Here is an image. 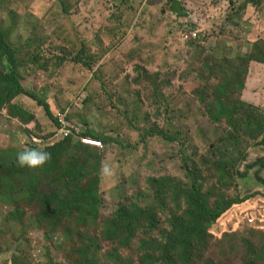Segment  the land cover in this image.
I'll return each instance as SVG.
<instances>
[{
	"label": "rangeland",
	"instance_id": "374dc122",
	"mask_svg": "<svg viewBox=\"0 0 264 264\" xmlns=\"http://www.w3.org/2000/svg\"><path fill=\"white\" fill-rule=\"evenodd\" d=\"M243 1L0 0V31L14 52L16 78L52 115L25 95L0 108V264H85L83 250L92 264H115L106 257L111 253L140 264L143 227L123 248L102 236L103 224L119 205H152L151 179L185 186L182 155L201 165L208 188L215 185L202 162L229 131L245 158L236 168L243 177L235 175L228 195L253 197L209 228L208 249L194 264H264V168L260 182L255 165L264 159V133L247 131L250 111H239L244 105L264 112V24L260 0ZM247 3L251 14L243 18ZM205 11L209 18L200 19ZM1 60L0 72L9 71ZM248 82L251 103L244 99ZM11 105L25 114H12ZM232 111L233 121L241 120L236 127ZM59 117L101 143L80 152L88 177H98L95 226L77 222L76 211L42 216L40 195L64 182L16 162L33 139L43 150L58 143ZM166 202L170 211L184 209L177 191ZM156 214L160 226L151 238L161 241L167 212ZM150 255L160 259L154 264H167L162 249ZM170 264H179L176 257Z\"/></svg>",
	"mask_w": 264,
	"mask_h": 264
},
{
	"label": "trees",
	"instance_id": "16d2710c",
	"mask_svg": "<svg viewBox=\"0 0 264 264\" xmlns=\"http://www.w3.org/2000/svg\"><path fill=\"white\" fill-rule=\"evenodd\" d=\"M13 57L14 52L5 42V34L0 31V67L3 66L2 58H5L10 67L9 71L0 72V108L10 103L16 96L25 95L41 105L46 115L51 118L52 115L48 105L39 100L33 92L25 90L20 85L16 78ZM11 109H13L12 114L23 113L19 107L11 105ZM241 109L250 111L245 129L250 131L255 127L259 137L264 133V118L259 120L258 116L260 114L264 115V112L261 113L257 109H251V107L244 105L239 107V111ZM232 114L233 111L229 112L230 117ZM28 117L33 119L32 115ZM233 118L234 115L232 116L231 125L236 127L241 120L236 118L233 121ZM81 135L88 136L83 131ZM159 135L163 134L159 133ZM70 140L56 141L58 143H53L44 150L34 146L31 148L50 153V159L40 166L42 175L48 179L55 176L59 182H64L57 192L40 195L41 214L45 217L56 218L59 215L66 216L70 215L71 211H76L77 217H75V220L77 222L83 225L95 226L98 217L95 210L99 204L98 177L94 176L93 179L88 177L91 174L87 173L85 168L88 160L80 156L81 148L88 145L78 142L73 146L67 143ZM262 140L260 145L264 147V134ZM89 147L98 149V147ZM240 148V138L237 137L235 131L225 133L213 146L209 159L205 158L202 162L204 166L209 165L208 171L215 177V185L210 188L207 187V179L203 177L201 165L195 160L188 163L182 155V168L187 184L185 186H172L169 179H151L150 182H152L153 188L152 205H148L146 208L130 203L119 205L110 219L103 224L102 236L108 241L118 242L124 248L132 239L135 229L143 227V238L140 239V242L142 244L141 251L146 252V254L140 259V264H154V262L160 260L150 255L153 249H162L161 260L167 264L173 263L175 257L179 264H194L208 249L211 238L208 234L209 228L234 205L243 203L253 197L248 195L240 198L228 195L230 187L237 186L235 175L238 178L243 177L242 173L236 170L238 164L243 162L245 158L243 152H240ZM94 163H97V160H94ZM255 165L259 167L256 176L258 181L261 182L260 172L264 168V159L256 161ZM249 169L251 167H248ZM69 183L74 184V187L69 188ZM174 191H177L183 200L184 209L181 212L170 211L167 205L166 201L169 200V195ZM53 204L57 208H53ZM164 211L167 212L165 221L168 231L162 229V239L157 241L151 238V233L160 226L158 222L159 215L156 213ZM162 241H164V245L161 246ZM252 248L254 249V247ZM259 251L261 252V250ZM250 253L253 254V252ZM80 255H84L86 258L85 264L93 263L94 258L92 255L87 254V250H83ZM261 255V258L264 259L263 252H261ZM106 257L115 264H129L128 258H122L119 253H111Z\"/></svg>",
	"mask_w": 264,
	"mask_h": 264
},
{
	"label": "built area",
	"instance_id": "2783aa9c",
	"mask_svg": "<svg viewBox=\"0 0 264 264\" xmlns=\"http://www.w3.org/2000/svg\"><path fill=\"white\" fill-rule=\"evenodd\" d=\"M58 128L56 130V140L71 139L75 142H80L83 145L101 148V143L90 137L81 135L80 128L76 125L68 123L63 117L58 118ZM36 146V140L33 139Z\"/></svg>",
	"mask_w": 264,
	"mask_h": 264
},
{
	"label": "clouds",
	"instance_id": "9594fccd",
	"mask_svg": "<svg viewBox=\"0 0 264 264\" xmlns=\"http://www.w3.org/2000/svg\"><path fill=\"white\" fill-rule=\"evenodd\" d=\"M56 141H60V140H56ZM49 159H50V153H48L47 151L36 150V149H30L28 151L20 152L16 156V162L20 167H30V168L42 166Z\"/></svg>",
	"mask_w": 264,
	"mask_h": 264
},
{
	"label": "crops",
	"instance_id": "0c3cea01",
	"mask_svg": "<svg viewBox=\"0 0 264 264\" xmlns=\"http://www.w3.org/2000/svg\"><path fill=\"white\" fill-rule=\"evenodd\" d=\"M217 1V0H216ZM233 1H238V0H233ZM247 0H244L243 2H246ZM258 1V0H257ZM242 3V2H241ZM243 4H245V3H242V5ZM253 5V4H252ZM259 5V13L261 14V19H260V21H261V23L262 24H264V0H260V4H258ZM207 8H208V10H213V8H211L210 6H207ZM243 11V18L245 17V16H247V15H250L251 14V10H252V7H251V3H247V5H246V7L245 8H243L242 9ZM245 11V12H244ZM205 12H207V15H206V17H203V14H201L202 16L201 17H199L200 19H207V18H209V16H210V13L208 12V11H205ZM237 12V11H236ZM241 14V15H242ZM256 64H252V67L250 68V71H251V75H253V73H254V71H253V69L255 68L254 66H255ZM247 80H252L251 79V76L247 79ZM249 89H250V86H249V82L246 84V86H245V91H244V99L246 98V100H248V102H250L251 103V101H249L250 99V97H248V96H253V95H251V94H249ZM252 93V92H251Z\"/></svg>",
	"mask_w": 264,
	"mask_h": 264
}]
</instances>
